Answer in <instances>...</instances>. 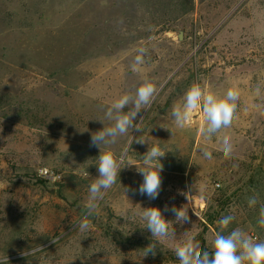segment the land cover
I'll list each match as a JSON object with an SVG mask.
<instances>
[{
    "label": "rangeland",
    "instance_id": "obj_1",
    "mask_svg": "<svg viewBox=\"0 0 264 264\" xmlns=\"http://www.w3.org/2000/svg\"><path fill=\"white\" fill-rule=\"evenodd\" d=\"M145 45L146 64L133 72L136 50ZM146 79L158 94L134 121L141 131L130 129L111 148L120 156L132 144L126 163L137 166L153 144L167 151L159 197L141 196L142 175L125 167L99 214L89 217L93 228L81 233L89 185L98 176L100 150L90 146L91 136L114 123L104 119L107 107ZM194 84L221 98L229 88L240 91L231 159L219 148L204 159L198 128L175 129L172 108ZM257 104L264 105V0H0V258L179 264L174 249L189 239L209 253L215 232L236 227L264 241L257 224L264 108ZM44 170L56 180H44ZM253 193L259 202L249 207ZM166 205L186 210L191 222L180 225ZM150 207L160 209L176 237L165 252L144 257L151 233L141 212ZM228 214L236 219L222 229L217 221ZM38 245L43 251L24 255Z\"/></svg>",
    "mask_w": 264,
    "mask_h": 264
},
{
    "label": "clouds",
    "instance_id": "obj_2",
    "mask_svg": "<svg viewBox=\"0 0 264 264\" xmlns=\"http://www.w3.org/2000/svg\"><path fill=\"white\" fill-rule=\"evenodd\" d=\"M136 53L131 66L133 72L139 71L146 64L150 49L146 45L141 46L136 50ZM157 94L156 83L146 79L135 89V92H125L107 107L104 119L114 123L92 134L90 146L100 150L97 166L98 176L89 185V194L85 204L87 215L78 225L81 233L93 228L89 217L99 214V202L104 198L106 191L116 184L121 170L125 167L135 166L138 173L142 175L143 182L138 189L141 196L146 195L150 200L159 197L162 189L161 173L164 169L161 158L165 157L167 151L159 143L153 144L142 156L141 166H137L134 162L126 163L128 153L132 151V144H129L120 156H117L111 148L120 137L128 134L130 129L141 131L140 122L134 123V121L137 120L138 114L142 110L151 107ZM253 94L257 97L261 95V85H257ZM239 99L238 88H229L221 98L210 90L202 89L199 84H194L187 90L182 102L175 104L172 108L171 116L175 129L180 133H185L193 127L198 128L201 136L199 151L204 159H213V151L217 148L222 151L225 160L231 159L234 152L232 130L234 122L238 118L237 102ZM129 105L131 108L124 111ZM254 107L259 110L264 108V105L257 104ZM146 142L142 138H136L135 143L143 145ZM101 146H104L103 151H101ZM124 190L125 192L137 191L125 188ZM258 202L259 196L256 193L247 198L249 207H255ZM165 210L173 213L175 220L180 225L191 222L188 212L183 208L178 209L175 206L168 208L166 205ZM141 219L145 222L146 229L151 233V242L143 249L144 257L149 254L155 257L158 252H165L166 242L176 237L175 228L170 227L171 222L166 221L160 209L155 207L142 209ZM235 219L234 215L228 214L222 216L217 223L222 229H226ZM257 224L264 228V206L260 207ZM52 242L57 243L54 239ZM212 247V253L201 252L199 244L189 239L176 246L174 251L179 264H264V241H254L239 227L233 228L227 235L222 231L215 232ZM40 251L43 249L38 245L37 248L30 249L24 255H34ZM0 264H9L7 256L0 258Z\"/></svg>",
    "mask_w": 264,
    "mask_h": 264
},
{
    "label": "built area",
    "instance_id": "obj_3",
    "mask_svg": "<svg viewBox=\"0 0 264 264\" xmlns=\"http://www.w3.org/2000/svg\"><path fill=\"white\" fill-rule=\"evenodd\" d=\"M40 176L44 179V180H49V181H54L56 180V178L54 177V175L52 173H50L47 170L44 171H40Z\"/></svg>",
    "mask_w": 264,
    "mask_h": 264
}]
</instances>
